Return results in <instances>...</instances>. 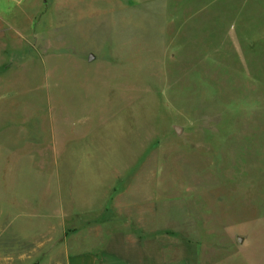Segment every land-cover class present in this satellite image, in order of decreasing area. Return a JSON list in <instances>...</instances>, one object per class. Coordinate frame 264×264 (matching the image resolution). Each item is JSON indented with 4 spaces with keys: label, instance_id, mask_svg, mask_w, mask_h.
Instances as JSON below:
<instances>
[{
    "label": "rangeland",
    "instance_id": "1",
    "mask_svg": "<svg viewBox=\"0 0 264 264\" xmlns=\"http://www.w3.org/2000/svg\"><path fill=\"white\" fill-rule=\"evenodd\" d=\"M75 8L0 0V159L17 160L31 211L55 179L63 208L111 195L109 206L187 242L199 264H264V0ZM38 136L53 149L36 168ZM38 224L13 225L33 240Z\"/></svg>",
    "mask_w": 264,
    "mask_h": 264
},
{
    "label": "crops",
    "instance_id": "2",
    "mask_svg": "<svg viewBox=\"0 0 264 264\" xmlns=\"http://www.w3.org/2000/svg\"><path fill=\"white\" fill-rule=\"evenodd\" d=\"M47 1L37 0L42 4ZM30 36L36 38L33 33ZM36 47L39 48L32 45ZM34 143L33 151L37 154L32 161L36 168L41 163L46 166L52 143L40 136L33 140ZM28 145L23 142L7 147L9 152L22 151L18 147ZM26 150L29 152V148ZM23 156L24 153L20 156V166L25 163ZM17 164V160L9 161L8 157L0 159V205L13 210L12 218L0 223V264H199L191 255L187 242L159 231L153 226L152 218L147 220L141 210L109 206L114 198L111 195L105 199L106 204L98 208H63L57 199L58 182L51 179L46 185H39L40 191L36 194L43 199L39 209L32 212V201L18 193L20 178L14 174ZM22 216L39 222L33 240L21 239L17 232L20 228L13 225L15 219Z\"/></svg>",
    "mask_w": 264,
    "mask_h": 264
},
{
    "label": "water",
    "instance_id": "3",
    "mask_svg": "<svg viewBox=\"0 0 264 264\" xmlns=\"http://www.w3.org/2000/svg\"><path fill=\"white\" fill-rule=\"evenodd\" d=\"M90 57H91V56H90ZM176 130H177L178 133L180 132V130H178L177 128H176Z\"/></svg>",
    "mask_w": 264,
    "mask_h": 264
}]
</instances>
